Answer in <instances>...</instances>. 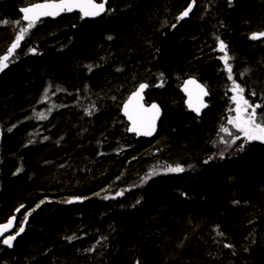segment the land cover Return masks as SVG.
I'll return each mask as SVG.
<instances>
[{"label": "trees", "instance_id": "obj_1", "mask_svg": "<svg viewBox=\"0 0 264 264\" xmlns=\"http://www.w3.org/2000/svg\"><path fill=\"white\" fill-rule=\"evenodd\" d=\"M40 1L0 0V57L26 26L18 9ZM190 3L115 0L95 21L44 20L21 41L0 71V221L31 216L0 264H264V235L252 239L264 234V143L221 131L239 135L233 80L264 105V38L250 39L264 0H195L177 22ZM187 77L210 93L200 118L183 102ZM143 82L163 112L151 140L119 112Z\"/></svg>", "mask_w": 264, "mask_h": 264}, {"label": "snow or ice", "instance_id": "obj_2", "mask_svg": "<svg viewBox=\"0 0 264 264\" xmlns=\"http://www.w3.org/2000/svg\"><path fill=\"white\" fill-rule=\"evenodd\" d=\"M108 0H46L44 3H35L31 4L28 7H24L21 9L23 13L22 20L26 22V26H21L19 28L18 34L15 36V40L12 45L8 48L7 54L0 57V71H3L8 67V63L10 62V57H12L15 50L20 46L21 41L25 39V37L30 33V30L36 26L38 22H40L42 17H56L64 12H72L73 10H78L82 16L84 17H95L101 15L105 11V5ZM232 0H229V4L231 5ZM195 4V0H192V3L188 5V7L182 11L179 16H177V22L183 20L185 17H188L189 13L192 11V8ZM7 23V22H5ZM17 24H20L21 21H17ZM173 28L176 27L175 24L172 25ZM264 38V32L252 33L250 39L252 40H260ZM108 39H112L111 36ZM219 39V38H217ZM218 50L224 55L221 59L224 61L225 68L228 72V79L232 80V67L229 64L230 57L227 53V47L225 43L221 40L219 41ZM30 52H35V49H30ZM193 86V87H189ZM149 87L148 84L141 83L139 88L133 92V94L128 98V101L124 104V115L127 116L128 120L131 122V127L128 128L129 132H134L137 135L151 136L155 131L156 120L160 115V109L156 104H152L150 107H145L142 103L144 90ZM184 91L188 94V106L197 114H199L201 108L206 107L207 105L203 102V97L207 96L209 93L205 90L203 86L197 84L195 80H188L185 83ZM230 91L233 93L231 99L235 103V108L231 111H235L236 115L231 117L228 120V123L232 125V127L236 130L239 135L234 133H229L227 128H221V131L227 133L232 137L231 143H235L236 140L241 139L243 137L244 142H252L259 141L264 143V114H259L257 109L264 107V105L259 103H250L249 99L245 98V89L238 84L235 80L232 82V88ZM251 95L255 96L256 93L253 92ZM51 111V109H49ZM91 115V112L86 113ZM44 114H40V119H45ZM223 143H227V141H221ZM231 147V144H228ZM244 144H241L239 148L242 150ZM221 158H223V153H221ZM211 159V157L209 158ZM207 163V161H205ZM20 169H17L19 172ZM167 172L170 173H180L185 171L183 167L176 166H167ZM155 171L149 174L155 175ZM15 175V173H14ZM123 195L122 192L116 193V196ZM104 199H108V197H104ZM72 200L67 201V203H72ZM44 201H41V204ZM140 201H137L139 204ZM135 206V205H133ZM24 206L21 205V208ZM40 204L36 205V208H39ZM17 212L20 211V208L16 209ZM35 211V209H32ZM31 215L29 212L25 215V223L28 220V216ZM15 217L9 219L6 224L0 225V237H3L5 232H8L10 228H12L14 224ZM24 227L20 226L19 231H17L14 235H8L3 239V243L9 247L12 246V242L24 232ZM218 235H223L222 232H218ZM71 241L75 239V237H68ZM225 247H230V245H224ZM139 264V261H137Z\"/></svg>", "mask_w": 264, "mask_h": 264}, {"label": "water", "instance_id": "obj_3", "mask_svg": "<svg viewBox=\"0 0 264 264\" xmlns=\"http://www.w3.org/2000/svg\"><path fill=\"white\" fill-rule=\"evenodd\" d=\"M110 1H113V0H108L107 4H108ZM142 1H145V0H142ZM44 2H46V1H40V2H37V3H44ZM97 2H100V1H97ZM33 4H35V3H33ZM107 4L105 5V11H104L103 13H101V15H99V16H95V17H84V18H81V19H82L83 21H92V20H96V19H98V18H101V17L106 13V10H107V7H106V6H107ZM30 5H31V4L26 5V6H23V7H20V8L18 9V13H19V15H20L21 22L24 23V24H26V22H24V21L22 20L23 13L21 12V9L24 8V7H28V6H30ZM72 14H79L80 17L82 16V14H81L78 10H73L72 12H64V13H61L59 16H56V17H42L41 20H40V22H41V21H44V20H56V19L60 18L61 16L72 15ZM38 23H39V22H38ZM188 80H195L196 83H197V84H200L201 86H203V87L205 88V90H206L208 93H209V91H208L207 87H206L204 84H202V83H201L198 79H196L195 77H187V78H185V79L182 81V83H181V86H180V92H181V94H182V96H183V98H184V105H185L186 110H187L188 112H190L191 114H193L195 117L200 118V117L202 116V113H203L205 110H207V108L209 107V102H208V100H209V98H210V93H209L207 96H204V97H203V102H204V104L207 105V106L201 108L199 114H197L195 111H193L191 108H189V106H188V99H189V97H188V94L184 91L185 83H186V81H188ZM143 83H144V82H143ZM140 84H141V83H140ZM140 84H139V85H140ZM145 84H146V83H145ZM139 85H137V87H136V88H135V89H134V90L128 95V97L126 98V100L123 102V104H122V106H121V110H120V115H121V117L124 119V121H125V123H126V125H127V132H128L129 135L134 136L136 139H146V140H151V139H154V138H155V136H156V134H157V132H158V126H159V123H160V121H161V119H162V114H163V112H162V109H161L160 105H159L157 102H155V101L148 102V103L146 102V98H145V96H146V92H147V90H148V87H147V88L144 90V92L142 93V95H143V101H142V103L144 104L145 107H150L152 104H156V105L159 107V109H160V115H159V117H158L157 120H156L155 131L153 132V134H152L151 136H144V135H137V134L134 133V132H129V131H128V128L131 127V122L128 120L127 116L124 115V110H123V109H124V104L128 101V98L133 94V92L136 91V90L139 88ZM189 87H193V86H189ZM13 217H15V219H14V224H13L12 228H10V229L8 230V232H5L4 235H3V237H0V245H1V246L5 245V244L3 243V239H4V238H6L8 235H14L13 232H14V230H15L16 222L18 221V216L15 215V214H13V215H10L8 218H6V220H4V221H0V225H3V224H6L7 221H8L9 219L13 218ZM28 217H29V216H28ZM20 235H21V234H20ZM20 235L17 236L16 239H18V238L20 237ZM16 239H15V240H16ZM15 240L12 242V244L15 242Z\"/></svg>", "mask_w": 264, "mask_h": 264}, {"label": "bare ground", "instance_id": "obj_4", "mask_svg": "<svg viewBox=\"0 0 264 264\" xmlns=\"http://www.w3.org/2000/svg\"><path fill=\"white\" fill-rule=\"evenodd\" d=\"M79 15V14H78ZM80 16V15H79ZM144 83H146V82H144ZM147 84V83H146ZM128 97V96H127ZM126 100V99H125ZM124 100V101H125ZM123 101V102H124ZM123 102L121 103V105H120V109H119V112H120V110H121V106H122V104H123ZM183 102H184V99H183ZM127 126V125H126ZM156 137V136H155ZM15 215H17V216H19V213L18 212H16V214ZM24 216H20V217H23L19 222L17 221L16 222V225H15V230H14V232H13V234H15L17 231H19V227L20 226H23L24 227V229H25V227H26V224H27V222L25 223V220H24V218H25V215H27V214H23ZM31 215H29V217H30ZM29 217H28V219H29ZM28 221V220H27ZM255 227H257V225H254ZM21 235H22V233H21ZM20 235V236H21ZM263 233H260V231L259 230H257V228H256V231L253 233V236H252V239H254V242L256 243V242H259V243H262L263 242ZM16 241V240H15ZM2 247H9V246H7V245H3Z\"/></svg>", "mask_w": 264, "mask_h": 264}, {"label": "rangeland", "instance_id": "obj_5", "mask_svg": "<svg viewBox=\"0 0 264 264\" xmlns=\"http://www.w3.org/2000/svg\"><path fill=\"white\" fill-rule=\"evenodd\" d=\"M221 62H223L222 59H221ZM230 92H231V91H230ZM232 95H233V93L231 92V97H232ZM235 106H236V105H235V103H234V106H232L231 110L234 109ZM231 113H233V114H232V115H233L232 117H234V116L236 115L235 111H231ZM222 132H223V131H222ZM223 133L226 134L225 132H223Z\"/></svg>", "mask_w": 264, "mask_h": 264}, {"label": "flooded vegetation", "instance_id": "obj_6", "mask_svg": "<svg viewBox=\"0 0 264 264\" xmlns=\"http://www.w3.org/2000/svg\"><path fill=\"white\" fill-rule=\"evenodd\" d=\"M97 1H100V0H97ZM113 1H115V0H113ZM113 1H110V2H113ZM142 1V0H141ZM146 1V0H145ZM110 2L107 4V6L106 7H108V5L110 4ZM106 12H107V10H106ZM105 15V14H104ZM99 19V18H98ZM185 20L187 19V17H185L184 18ZM97 20V19H96ZM92 21H95V20H92ZM222 53V52H221ZM223 55H224V53H222ZM223 64H224V61H223ZM209 102V101H208ZM190 113V112H189Z\"/></svg>", "mask_w": 264, "mask_h": 264}]
</instances>
